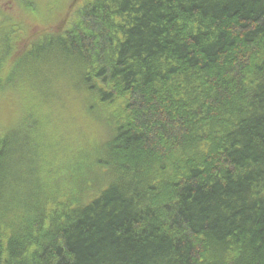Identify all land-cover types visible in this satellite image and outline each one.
Instances as JSON below:
<instances>
[{
    "label": "trees",
    "instance_id": "1",
    "mask_svg": "<svg viewBox=\"0 0 264 264\" xmlns=\"http://www.w3.org/2000/svg\"><path fill=\"white\" fill-rule=\"evenodd\" d=\"M24 52L41 90L0 76V264H264V0H87ZM49 100L45 127L95 126L65 172L28 135Z\"/></svg>",
    "mask_w": 264,
    "mask_h": 264
},
{
    "label": "rangeland",
    "instance_id": "2",
    "mask_svg": "<svg viewBox=\"0 0 264 264\" xmlns=\"http://www.w3.org/2000/svg\"><path fill=\"white\" fill-rule=\"evenodd\" d=\"M86 2L87 0H0V76L4 77L5 75L7 77L9 72H11L12 75L16 73L24 74L21 79L19 77L12 82L13 84H16L17 81L20 82L18 87L20 95L22 94V96L26 97L28 93L33 91L32 88L41 90L40 85L35 86L36 84L33 81L29 83L26 80L27 73L34 72V70H29L30 66L39 65L41 61L38 62L28 57L26 62H19V59L26 55L24 51L29 47L32 41L44 33L61 34L68 31L76 19L77 12L82 9ZM44 66L46 65L39 66V68L35 70L41 76L47 74V69ZM51 73L53 74L52 71ZM37 79H39V77ZM23 83L24 85H22ZM7 88L9 87H4V89ZM46 89L58 96L62 94L58 85L51 86V88L46 87ZM1 97L2 96H0V119L4 121L3 123L9 124L11 112L8 106H4L5 108H3V103H7L8 105L9 103L4 101L5 97ZM38 101H36L37 103L32 102L31 111L33 112L32 115L37 118L40 123L42 122V124L34 133L28 134L30 139L36 141L38 144L37 148L33 146L34 151L37 153L36 158H38L40 162L46 160V162L49 163L50 161L52 163L49 164L51 169H53V164L58 166L62 163L64 168L63 172L68 171V169L73 166L72 153H74L76 149H80L81 140L77 139L78 134L76 130L83 128L91 134L95 132V126H93V124L85 125L84 121H76V124H72L71 122L63 123V125H68L66 131L60 130V128H62L61 126L59 129L56 128L57 130L51 129L50 126L45 127L44 120L46 119L47 113L52 112L50 107L53 101L49 100L48 102L50 103H46L47 105H43ZM35 104L36 106H34ZM10 106L12 108L11 103ZM55 111L56 109L53 111L52 119L55 118ZM14 119H12L10 124H14ZM16 120L17 119H15V123ZM51 127H53V125H51ZM22 131L23 129H20L21 133ZM59 136L60 138L64 137L65 146L63 150L53 145V142L56 141ZM88 142L89 140L85 139V143L87 144ZM33 144L35 143L33 142ZM60 150L65 154H62ZM66 154L69 155V157L63 160L62 158H64ZM40 165L41 164H39V167ZM39 170V175L41 176V169ZM63 175L65 174L63 173ZM66 177H64V181H62L59 190L66 191L73 186V184L70 186L71 182ZM54 179V177H50L52 182L55 181ZM100 180L102 181L103 179ZM74 185H78V183L75 182ZM17 192L22 193L23 191L21 189V191L18 190ZM3 193V197L6 199L8 192L4 190ZM19 212L18 214L22 215L21 211Z\"/></svg>",
    "mask_w": 264,
    "mask_h": 264
}]
</instances>
